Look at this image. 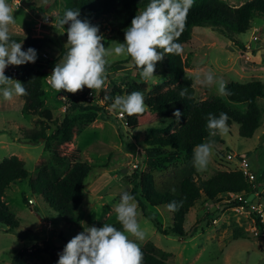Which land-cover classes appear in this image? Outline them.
Here are the masks:
<instances>
[{
  "label": "rangeland",
  "instance_id": "374dc122",
  "mask_svg": "<svg viewBox=\"0 0 264 264\" xmlns=\"http://www.w3.org/2000/svg\"><path fill=\"white\" fill-rule=\"evenodd\" d=\"M223 1L233 7H239L252 0ZM11 3L14 10L16 9V22L10 25L11 37L22 38L24 50V41L28 38H42L44 42L47 41L38 50L36 64L45 67L51 65V69H54L70 47L67 44L66 30L58 23L66 10L67 0H20V5L11 0ZM45 16L50 17L51 21L47 22ZM81 18H86L99 27L98 34L104 37L102 42L106 47L118 43L111 35L109 16L82 12ZM239 38L245 46H249L246 47L247 51L240 50L211 28L193 30L191 40L184 45L182 56L190 64L186 71L193 79L197 101L225 95L218 92L215 84L208 86L196 80L198 75L203 78V74L208 71L223 79L226 85L232 81L264 83V17L255 18L250 30ZM63 49L66 50L65 54ZM258 51H262V54ZM44 53L49 59L43 58ZM108 66H113V69H108ZM108 66V79L100 94H114L113 103L116 96L127 95L132 91H141L145 101H149L170 87L164 79L157 76L146 81L140 74L136 75L133 72L135 62L131 57L113 55L109 58ZM20 67L21 65H10L6 69V75L16 76L18 73L14 74V69L20 70ZM47 74L43 81L45 108L52 112L53 121L48 123L46 133L47 136H52L67 115V99L61 90L59 92L50 86V74ZM92 92L93 90L85 87L76 94L79 97L89 96ZM94 96L95 101L98 100L100 105H104L100 97ZM258 102L264 111V99H259ZM23 106L24 100L21 96L10 101L0 97V162L11 156H18L25 162L29 177H35L40 166L49 162L52 154L46 148L45 140L30 143L26 139L28 133L41 129V123L38 114L24 113ZM120 112L111 105L107 113H98V119L92 124L86 123L88 120L84 113L73 112L71 114L75 115V120L71 127L72 140L65 144L62 141L53 144V148L58 149L63 156L78 153L81 161L92 166L84 182L83 201L75 211L78 218L76 223L68 222L51 209L41 195L32 194L28 180L15 183L8 189L4 200L10 211L20 220V227L7 232L6 227L0 225V264H13L21 251L30 250L45 240L57 248L59 255L74 236L84 231V227H102L104 223L119 222L113 205L120 201L123 191L132 193V185L129 182L137 170L136 165L141 173L147 169L144 163V140L150 128L130 131L125 125V119L117 117ZM168 124L169 122L162 123L156 128H165ZM213 139L215 145L208 168L203 172L197 170V178L207 180L220 171H238L241 166L240 159L248 162L250 171L257 177L262 175L264 114L261 127L253 138L241 137L239 127L232 125L227 135L217 134ZM229 154L237 158L230 160ZM72 166V159H68L61 169V174L68 173ZM253 185L255 193L246 195L245 198L249 202L259 200L258 202L263 204L264 212V186L258 189L257 181ZM23 195L29 200L31 207L23 203ZM233 200L223 196L219 201H208L203 196L187 216L185 229L189 231V235L185 238L160 233L143 215L136 201L140 213L138 219L147 233L143 241L137 242L141 249L148 243L154 244L161 252L160 257L169 264H264V242L252 233L258 218L255 214L258 212L229 208L227 204ZM148 209L152 214L158 215L165 229L173 226V216L168 207L149 206ZM260 218L264 220V216L260 215ZM27 264L54 262L49 254H43L30 259Z\"/></svg>",
  "mask_w": 264,
  "mask_h": 264
},
{
  "label": "trees",
  "instance_id": "16d2710c",
  "mask_svg": "<svg viewBox=\"0 0 264 264\" xmlns=\"http://www.w3.org/2000/svg\"><path fill=\"white\" fill-rule=\"evenodd\" d=\"M149 0H67L66 9H80L94 15L109 16L112 26L111 35L118 43L125 39V31L130 26L132 18L143 11ZM257 17H264V0H252L239 7H233L223 0H195L189 10L185 27L179 41L184 45L189 43L195 28H211L242 51H247L245 44L239 38L247 33L252 22ZM67 30V25L63 26ZM23 42L20 37H11ZM47 42V41H45ZM42 38H28L24 41L26 49L34 47L41 49L45 43ZM64 54L65 49L62 51ZM190 64L183 59L182 54H165V58L157 62L154 76L162 78L170 86L168 90L155 96L145 104L147 109L140 114L126 115L125 125L130 131L150 127L147 130L144 150V163L147 169L140 172L139 166L131 176L132 194L142 209L143 215L148 218L156 229L164 234H174L180 238L189 235L185 229L187 216L196 203L204 196L208 201H219L223 196L231 194L255 193L253 183H249L243 172L220 171L210 179L197 178V169L193 162V149L197 144L209 139L207 129V114L214 113L219 116L226 112L229 116L228 124L239 127L240 136L253 138L261 127L264 111L259 105V99H264V83L252 81L248 83L232 81L228 83V93L204 101L195 99L193 79L188 75ZM52 68L35 63L21 65L16 76L25 84L28 95L21 96L24 100L23 112L38 114L41 129L28 133L26 139L30 143H38L41 139L46 141V148L51 152L49 162L42 164L35 177H29L25 162L18 156H11L0 162V225L12 232L20 227V220L14 215L5 202L8 189L15 183L28 180L32 194L43 197L51 209L59 213L68 222L78 221L75 213L84 198V182L89 176L92 166L80 160L78 153L63 156L60 151L53 148L55 142L69 143L72 140V123L75 120L73 112L87 115L88 124L98 119V113H107L108 107L113 104L114 94H100V100L88 102L87 96H78L76 93L64 92L67 99V115L55 134L47 136L48 123L53 121L52 112L45 108V92L43 81L48 74L44 71ZM113 69V66H108ZM141 69L134 66L133 72L140 74ZM187 89L185 95L181 91ZM96 100V99H95ZM182 113L178 120L176 110ZM169 122L165 128H156L162 123ZM129 147V146H128ZM68 159H72L73 166L65 175L61 169ZM257 188L264 186V172L258 177ZM177 201L179 206L170 210L173 216V226L165 229L158 215L149 211V206H166ZM23 203L31 207L29 200L23 195ZM243 205L242 201L229 202V208ZM248 209L250 207H247ZM256 218L257 226L264 227L260 215ZM199 222L197 223V225ZM122 228L120 222L113 224ZM197 228V226H195ZM143 264H169L160 257V250L154 244L148 243L143 248ZM58 250L48 241H42L30 250L21 251L13 264H27L32 258L49 254L57 264Z\"/></svg>",
  "mask_w": 264,
  "mask_h": 264
},
{
  "label": "clouds",
  "instance_id": "9594fccd",
  "mask_svg": "<svg viewBox=\"0 0 264 264\" xmlns=\"http://www.w3.org/2000/svg\"><path fill=\"white\" fill-rule=\"evenodd\" d=\"M194 2L149 0L144 10L138 11L132 18L125 31L124 41L107 47L102 42L104 37L98 34L99 27L86 18L82 19L80 9H66L58 23L61 27L67 25V44L70 47L54 67L50 75V86L59 92L63 89L69 93L87 87L93 90V95H99L108 79L107 66L113 55L131 57L141 69L140 76L146 81L151 80L157 62L162 61L166 53L181 55L184 52L179 37ZM15 10L11 0H0V97L5 101L28 95L25 84L6 75V69L10 65L35 63L38 59L36 48L24 50L23 42L11 38L10 25L16 22ZM196 80L208 86L215 84L221 94L228 93L226 82L211 71L204 73L203 78L198 75ZM186 91L182 90L181 95H185ZM112 107L129 116L143 113L146 109L144 94L132 91L127 95L116 96ZM181 115L177 109L175 116L178 120ZM228 121L226 112H221L219 116L207 114L209 139L193 149V162L198 171L207 170L215 145L213 138L217 134L224 136L229 133ZM178 206L177 201L167 205L170 210ZM113 207L122 228L106 223L102 227H84V231L66 244L59 254L57 264H143L144 254L137 241H143L147 233L138 219L140 213L134 195L127 190L123 191L120 201Z\"/></svg>",
  "mask_w": 264,
  "mask_h": 264
},
{
  "label": "built area",
  "instance_id": "2783aa9c",
  "mask_svg": "<svg viewBox=\"0 0 264 264\" xmlns=\"http://www.w3.org/2000/svg\"><path fill=\"white\" fill-rule=\"evenodd\" d=\"M15 3L20 5V0H15ZM51 21V18L48 17L47 18V22H50ZM43 58L45 59H49L48 55L47 54H43ZM18 69H14V74H17L18 73ZM95 96L93 94L87 96V101L88 102H94L95 101ZM118 118L120 119H125L126 118V115L122 112H120L118 115H117ZM235 158H237V156L233 155V154H229L228 155V159L230 160H234ZM240 163H241V166H240V171L243 172L246 180L249 182V183H255L256 180L258 179V177L250 171V166L248 164V162H246L245 160H241L240 159ZM136 167H138V165H136ZM245 194H231L228 198H231V199H234V200H239V201H242L243 202V205L240 206V207H237V208H240L241 210H249L250 212H258L261 217L264 216V212L262 210V204L258 202V200H254L253 202H249L246 198H245ZM233 200V201H234ZM31 203V202H30ZM247 207H250L249 209ZM257 213V214H258ZM258 214V215H259ZM262 223L264 224V220L262 219L261 220ZM256 223V222H255ZM252 233L253 235L256 237V238H259L261 239L263 242H264V227L263 228H260L257 226V224H255V226L252 228Z\"/></svg>",
  "mask_w": 264,
  "mask_h": 264
},
{
  "label": "water",
  "instance_id": "95a60500",
  "mask_svg": "<svg viewBox=\"0 0 264 264\" xmlns=\"http://www.w3.org/2000/svg\"><path fill=\"white\" fill-rule=\"evenodd\" d=\"M44 71L46 72V73H49L50 75L52 74V72H53V69H51V68H46V69H44ZM63 90V89H62ZM64 92H66L65 90H63ZM100 97V93H99V95H97V98H99Z\"/></svg>",
  "mask_w": 264,
  "mask_h": 264
},
{
  "label": "crops",
  "instance_id": "0c3cea01",
  "mask_svg": "<svg viewBox=\"0 0 264 264\" xmlns=\"http://www.w3.org/2000/svg\"><path fill=\"white\" fill-rule=\"evenodd\" d=\"M25 45V44H24ZM246 47H249V46H246ZM254 49H258V48H254ZM253 51V50H252ZM258 52H260L261 54H262V51H258ZM255 53V52H254ZM252 54H253V52H252ZM42 56H43V54H42ZM254 200H257V199H254ZM259 201V200H258ZM263 205V204H262Z\"/></svg>",
  "mask_w": 264,
  "mask_h": 264
}]
</instances>
